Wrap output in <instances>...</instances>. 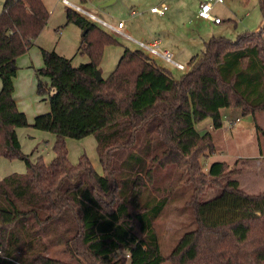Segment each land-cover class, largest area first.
I'll return each instance as SVG.
<instances>
[{
	"label": "trees",
	"instance_id": "trees-1",
	"mask_svg": "<svg viewBox=\"0 0 264 264\" xmlns=\"http://www.w3.org/2000/svg\"><path fill=\"white\" fill-rule=\"evenodd\" d=\"M259 8L263 23L257 30L233 40L212 36L178 77L143 50L124 47L113 70L99 80L94 71L102 49L117 41L66 9V20L85 29L78 51L89 60L73 66L71 58L46 52L62 65L45 70L61 82L60 73L69 69L98 86L91 96L70 92L78 101H101L103 124L92 131L98 173L85 153L69 161L62 133L55 134L48 163L21 151L15 129L29 124L13 98L16 58L32 45L49 11L43 0H4L0 157L22 160L25 171L0 178V264H72L48 254L57 245L77 258L75 264H160L165 257L155 220L184 184L191 186L195 227L178 239L168 256L172 264H264V190H242L223 160H213L205 171L202 159L215 146L209 131L194 127L205 117L221 127L224 108L254 118L264 109V0ZM37 92H44L40 82ZM171 168L177 174L169 182L158 176ZM222 177L217 193L199 197Z\"/></svg>",
	"mask_w": 264,
	"mask_h": 264
},
{
	"label": "rangeland",
	"instance_id": "rangeland-1",
	"mask_svg": "<svg viewBox=\"0 0 264 264\" xmlns=\"http://www.w3.org/2000/svg\"><path fill=\"white\" fill-rule=\"evenodd\" d=\"M82 5L86 10L96 16L116 23L119 19L126 22L125 29L134 38H142L141 35L146 31V19L141 12L153 2L159 0H69ZM168 9L161 20L167 22L173 9L174 15L169 20V30L178 39V54L181 58L173 55L174 60L183 63L184 69H176L170 62L159 57H154V62L161 67L169 70L174 77H178L189 69V57L183 59L187 50H193L199 56L204 49V42L210 36H223L235 39L236 36L245 31H255L263 23L259 0H224L223 3L215 4L213 12L221 19V23L209 22L203 27H198L194 21H189L191 12L198 0H164ZM3 0H0V11ZM49 11L46 24L35 39V45L29 49L25 55L33 62L37 63L46 51H54L58 55L71 58L72 65L87 62L89 57L85 53L78 51L81 40L82 28L66 20L67 6L62 0H43ZM134 9L139 14L131 15L130 9ZM109 32V31H108ZM110 33V32H109ZM117 43L106 44L102 49L101 59L98 63V70L101 77H106L115 67L124 47H134L135 44L123 36L110 33ZM264 37V33H263ZM134 45V46H133ZM136 47V46H135ZM40 48H44L42 52ZM162 48V47H161ZM175 48V47H174ZM24 54V53H23ZM22 55V54H21ZM190 56V55H189ZM50 72V71H49ZM53 74L52 72H50ZM55 74H53L54 76ZM53 79L61 88L66 87V83L58 80L56 75ZM47 80V78H46ZM62 82L64 86L62 85ZM61 84V85H60ZM73 93V92H71ZM70 95V91H69ZM76 95V94H74ZM256 121V122H255ZM211 119L205 117L194 123L198 132L209 131L211 133L214 151L202 159L204 170L213 160H223L227 162L228 170L231 171L230 177L236 179L242 190L248 193H258L264 190V109L255 114H242L239 108L222 109L221 127L213 128ZM255 123L258 125L256 128ZM18 138L21 151L30 154V159L35 160L41 156L43 161L48 163L53 158V143L55 136L44 134L31 126L18 128ZM67 148L68 159L71 163H76L78 157L85 153L90 160L93 168L102 173L96 153L95 138L82 137L80 139L64 137ZM72 160V161H71ZM6 169L0 166L1 176L7 175L1 172H24L25 165L20 159L1 158ZM177 172L173 168L163 170L158 173L160 178L165 177L169 182V176L176 177ZM226 177L219 178L217 181H210L206 189L200 194V198H205L215 194L220 189V184ZM179 189L176 196L165 206L161 215L155 220V231L159 236L160 250L165 257L160 264H172L168 258L170 252L176 245L178 239L195 227L193 211L188 199L191 193L190 184H184ZM49 255L62 259L66 262L78 263L77 258L71 255L64 246H52Z\"/></svg>",
	"mask_w": 264,
	"mask_h": 264
},
{
	"label": "crops",
	"instance_id": "crops-1",
	"mask_svg": "<svg viewBox=\"0 0 264 264\" xmlns=\"http://www.w3.org/2000/svg\"><path fill=\"white\" fill-rule=\"evenodd\" d=\"M161 2H165V1L159 0L156 3L153 2L149 4L148 7H146L145 5L141 13L144 14L143 18L145 17L146 19L147 29L144 33H142L141 35L142 38L139 39L135 38V39L147 43H153L154 41H156L158 43V46L160 48L162 47L161 49H166L170 51L172 57L174 55L177 58H181L180 54H178V50H179L177 46L179 45L178 39L174 35V33H171L172 30H169V25H168L169 20L171 21L172 20L171 18L174 15L173 9L171 10L167 22L161 20L162 18H164L163 16L165 15L166 11L170 9V7L172 8V5L168 6L167 10L163 15H159L149 10L151 6L159 4ZM199 2L200 0L197 1V4L195 5L194 9L191 12V16L188 18H190L189 21L191 22L194 21L198 27H203L205 24L213 21L202 19L197 16ZM165 3L167 4V2ZM213 8H212V14L218 16L216 13L213 12ZM132 11L135 10L132 8L130 9L129 13L131 15L140 13L139 11L138 12L135 11V13L132 14ZM119 20H123V19H119ZM124 24L126 25L125 21ZM211 37L212 36H210L209 38ZM35 39L32 45L26 50V52L35 45ZM135 46L131 48L132 49L137 48V46L136 47ZM40 51L42 57V52H45V49L40 48ZM193 51L194 49L187 50L186 55L183 59H187L188 57L190 59L193 55H196ZM25 53L16 58L17 71L15 77L13 78V85H14L13 98L15 100L17 108L25 113L29 124L28 126L33 127L34 129L40 131L41 133L44 134L48 133L53 137L57 133H62L65 137H70V138L80 139L82 137H89L93 139L94 136L92 134V131L103 124L102 107H101L100 99L96 96H93L91 99L78 101L71 94L69 95V91L73 92V94L80 96H91V95H95L99 91L98 86L92 83L91 81L83 78L82 76L77 75L75 72L69 69H64L60 73V78L67 85L65 88H61L59 84L57 85V83H55V81L53 80L55 78L53 74L45 70V68L49 65L54 69L61 67L62 65L61 61H59L54 56H50L47 59L44 54V58L42 57L40 61H38L37 63H33L27 57V55H25ZM149 57L154 59V57L150 55ZM39 82L41 83L44 89L43 94H39L37 92V83ZM28 126H22V127H28ZM211 126L212 125H210V127ZM18 128L20 127H16L15 129L17 134L19 132ZM53 156H54V152H53ZM1 158L4 157H0V160ZM0 166L1 169L2 167L6 169L10 168V166L8 167L7 165H5V161H0ZM7 171L10 172L5 171L1 173H6V174L11 173V170H7ZM1 175L2 174H0V178L2 177Z\"/></svg>",
	"mask_w": 264,
	"mask_h": 264
},
{
	"label": "built area",
	"instance_id": "built-area-1",
	"mask_svg": "<svg viewBox=\"0 0 264 264\" xmlns=\"http://www.w3.org/2000/svg\"><path fill=\"white\" fill-rule=\"evenodd\" d=\"M63 3L67 6V8L77 12L79 15L86 18L88 21L106 29L112 34L123 36L129 40H132L137 48L143 50L145 53L152 57H159L165 61L170 62L176 69H184V65L175 61L172 57L170 51L166 49H161L158 46V43L154 41L153 43H147L144 41H140L132 37L126 30L125 24L123 20H118L116 23L110 22L106 19L100 18L96 16L94 13L86 10L82 7V5L78 3L71 2L69 0H62ZM224 0H200L199 7L197 10V16L202 19L211 20L215 23L221 22L220 17L212 14V8L215 4L223 3ZM168 5L165 2H161L159 4L153 5L149 8L151 12L157 13L159 15H163L167 10ZM135 11H132L134 14ZM128 256V254H126Z\"/></svg>",
	"mask_w": 264,
	"mask_h": 264
},
{
	"label": "water",
	"instance_id": "water-1",
	"mask_svg": "<svg viewBox=\"0 0 264 264\" xmlns=\"http://www.w3.org/2000/svg\"><path fill=\"white\" fill-rule=\"evenodd\" d=\"M111 1H113V0H109L108 3L111 2ZM84 31H85V29L82 30L81 34H83ZM94 73H95V77H96L97 80L102 78L99 70H95Z\"/></svg>",
	"mask_w": 264,
	"mask_h": 264
}]
</instances>
